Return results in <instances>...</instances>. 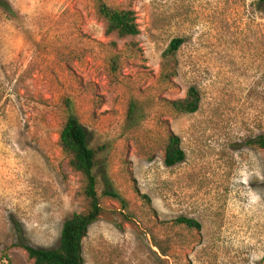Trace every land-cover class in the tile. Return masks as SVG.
I'll return each mask as SVG.
<instances>
[{
  "label": "rangeland",
  "instance_id": "1",
  "mask_svg": "<svg viewBox=\"0 0 264 264\" xmlns=\"http://www.w3.org/2000/svg\"><path fill=\"white\" fill-rule=\"evenodd\" d=\"M6 1L15 15L0 10V264H32L23 246L57 247L64 221L86 208L57 142L64 98L88 145L107 146L84 264H264V149L247 143L264 134V3L105 0L135 12L139 33L119 38L93 0ZM175 38L173 75L162 55ZM190 86L197 111L171 112L164 100ZM131 98L147 116L129 131ZM170 131L185 159L167 167ZM180 216L200 229L173 223Z\"/></svg>",
  "mask_w": 264,
  "mask_h": 264
},
{
  "label": "trees",
  "instance_id": "2",
  "mask_svg": "<svg viewBox=\"0 0 264 264\" xmlns=\"http://www.w3.org/2000/svg\"><path fill=\"white\" fill-rule=\"evenodd\" d=\"M264 3V0H258ZM95 13L105 22V32L115 34L119 38L136 36L139 27L136 22L135 12L131 9H121L109 5L105 0H93ZM0 10L13 17L15 11L6 0H0ZM182 43L179 38L173 39L167 50L163 53V73L175 74L171 58ZM111 67L115 70L117 60L111 59ZM199 93L194 86L188 87L185 96L173 100H164V104L175 114H191L199 107ZM65 120L58 133V146L61 152L68 158V166L78 172L83 179L81 193L84 197L86 208L81 212L73 213L67 218L61 228L58 246L52 249H42L24 245L28 258L32 264H84L82 242L88 233L89 226L95 222L102 211L97 193V177L95 168L101 153L106 151L107 146L88 145L87 131L79 122L74 106L70 98L62 101ZM125 129H136L141 121L147 116L144 103L137 98L128 101L125 114ZM248 145L264 149V134L247 141ZM185 159V153L181 148L180 137L170 131L165 139L162 153V161L165 166H174ZM108 195L124 200L119 194L107 193ZM173 223L183 224L191 229H200V223L193 218L184 216L177 217ZM264 260V258L262 259Z\"/></svg>",
  "mask_w": 264,
  "mask_h": 264
}]
</instances>
